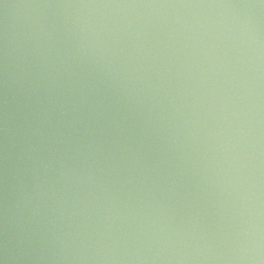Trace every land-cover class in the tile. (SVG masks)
I'll return each mask as SVG.
<instances>
[{
    "label": "water",
    "instance_id": "obj_1",
    "mask_svg": "<svg viewBox=\"0 0 264 264\" xmlns=\"http://www.w3.org/2000/svg\"><path fill=\"white\" fill-rule=\"evenodd\" d=\"M0 264H264V0H0Z\"/></svg>",
    "mask_w": 264,
    "mask_h": 264
}]
</instances>
